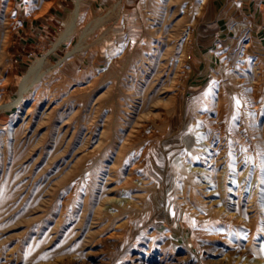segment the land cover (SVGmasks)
I'll use <instances>...</instances> for the list:
<instances>
[{"label":"rangeland","instance_id":"obj_1","mask_svg":"<svg viewBox=\"0 0 264 264\" xmlns=\"http://www.w3.org/2000/svg\"><path fill=\"white\" fill-rule=\"evenodd\" d=\"M210 8L0 0V264L264 259V26L214 38Z\"/></svg>","mask_w":264,"mask_h":264},{"label":"bare ground","instance_id":"obj_2","mask_svg":"<svg viewBox=\"0 0 264 264\" xmlns=\"http://www.w3.org/2000/svg\"><path fill=\"white\" fill-rule=\"evenodd\" d=\"M207 0H202V4H205V2H206ZM4 2V1H3ZM79 3V2H78ZM79 5H80V3H79ZM79 5L78 6H76L75 7V9L73 10V12L71 13V16H70V18L67 20V22H66V24H65V29H64V31L60 34V37H59V39L57 40V42H56V44H55V47H58V43L59 42H62V41H64V40H67V39H69L71 36H72V34H73V32H74V30H75V28H76V26H77V14H78V10H79ZM31 9V8H30ZM11 17V16H10ZM9 20V19H8ZM242 22V21H241ZM239 28H243V29H245V28H247V24H245V23H243L242 25H241V27H240V25L238 24V22L236 21L235 23H234V25L232 26V30L233 31H238V29ZM243 39V38H242ZM247 40H249V39H247ZM184 42V41H183ZM183 44V43H182ZM243 44V43H242ZM251 45V40L248 42V43H245L244 44V49L245 48H247L248 46H250ZM76 48H79V46H76V47H74L72 50H70L69 51V54H68V57L69 56H71L74 52H75V50H76ZM187 48V44H184L183 45V56H184V53H185V51L187 50L186 49ZM241 49H242V47H241ZM244 51V50H243ZM188 56L189 55H187V58H188ZM186 57V56H185ZM237 57H239V54H238V52L236 53V58ZM186 58V59H187ZM235 59V58H234ZM182 60H184L182 57H181V59H180V62H182ZM231 60V59H230ZM233 60V59H232ZM179 64V63H178ZM49 68H51L52 69V67H48V65H46V58L44 57V58H41V59H39V60H37L32 66H30L29 67V69H28V73H27V75L25 76V77H23L22 79H21V82H20V91H19V100H23V99H28V96H29V94L30 93H32V91L33 90H35L36 91V88L40 85V84H42L43 82H44V78H45V76H46V74H48L47 72H49L50 71V69ZM241 70V69H240ZM52 72V71H51ZM48 76V75H47ZM239 77V76H238ZM242 79V78H241ZM1 85V84H0ZM79 86V85H78ZM29 91H31L29 94H28V92ZM35 91H34V93H35ZM39 94V92L37 93V95ZM36 95V96H37ZM141 102V101H140ZM254 105H255V103H254ZM256 108V107H255ZM257 119V118H256ZM153 129V128H152ZM244 132V131H243ZM149 133V132H148ZM198 137H201L203 140H205V141H207L208 142V135L206 134V131H204V132H200L199 134H198V136H197V138ZM218 142V141H217ZM247 142V141H246ZM197 145V141L196 140H189V142H188V145H187V147L188 148H191L193 145ZM257 145V144H256ZM123 146H125V144H123ZM202 147H203V145H202ZM257 148V147H256ZM92 149V148H91ZM94 150V149H93ZM205 150H209V148L208 147H206V149ZM210 152V151H209ZM134 154V153H133ZM238 162H239V160H237ZM193 168V167H192ZM195 169L196 170H199V168L198 167H195ZM239 175V174H238ZM238 177L240 178V176H235L234 178H233V186H232V188L234 189V188H236V187H238L239 186V188H241V186H240V181L238 180ZM251 185H252V183H250ZM248 185L247 184V187H245V188H247V191L249 192V191H251L252 189H251V185ZM246 192V191H245ZM251 194H252V191H251ZM250 194V197L252 196ZM248 195V194H247ZM231 198V197H230ZM260 202V201H259ZM196 212H197V210H196ZM195 212V213H196ZM254 212V211H253ZM200 215V214H199ZM225 215V217L226 218H228V219H233V218H235L234 217V215L232 214V213H229V212H227V213H225L224 214ZM220 232V231H219ZM214 234V233H213ZM233 251V250H232ZM235 252V251H234ZM237 253V252H236ZM238 257L239 258H241L242 260H246V261H250V262H252V263H255V264H264V259L263 258H260L259 256H251V255H249V254H246L244 251H239L238 253Z\"/></svg>","mask_w":264,"mask_h":264},{"label":"crops","instance_id":"obj_3","mask_svg":"<svg viewBox=\"0 0 264 264\" xmlns=\"http://www.w3.org/2000/svg\"><path fill=\"white\" fill-rule=\"evenodd\" d=\"M209 13L214 38L226 34L237 19H247L257 29L264 26V0H211Z\"/></svg>","mask_w":264,"mask_h":264},{"label":"snow or ice","instance_id":"obj_4","mask_svg":"<svg viewBox=\"0 0 264 264\" xmlns=\"http://www.w3.org/2000/svg\"><path fill=\"white\" fill-rule=\"evenodd\" d=\"M14 15V14H13Z\"/></svg>","mask_w":264,"mask_h":264}]
</instances>
